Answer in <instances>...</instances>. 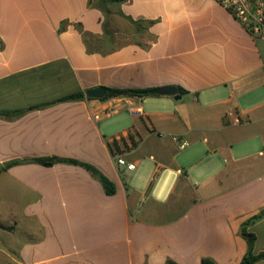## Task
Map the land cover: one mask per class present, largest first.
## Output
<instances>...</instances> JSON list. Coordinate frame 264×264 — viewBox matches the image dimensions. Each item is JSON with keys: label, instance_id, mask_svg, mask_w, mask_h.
<instances>
[{"label": "crops", "instance_id": "crops-1", "mask_svg": "<svg viewBox=\"0 0 264 264\" xmlns=\"http://www.w3.org/2000/svg\"><path fill=\"white\" fill-rule=\"evenodd\" d=\"M164 86L181 99L87 97L98 87ZM79 92L85 98L59 101ZM111 104L141 109L132 115L141 122L106 138V117L94 116ZM0 113V165L73 159L117 187L110 196L68 163L0 173L18 184L7 213L39 232L15 264H240L248 253L241 228L264 210V39L216 0H0ZM165 134L193 154L187 170L157 163L151 179L177 175L161 201L133 189L125 177L134 170L119 159L146 140L161 154ZM121 139L129 151L113 144ZM249 231L263 253L264 217Z\"/></svg>", "mask_w": 264, "mask_h": 264}, {"label": "rangeland", "instance_id": "rangeland-1", "mask_svg": "<svg viewBox=\"0 0 264 264\" xmlns=\"http://www.w3.org/2000/svg\"><path fill=\"white\" fill-rule=\"evenodd\" d=\"M149 100L154 99H148V103L150 102ZM148 109L147 106L145 110L146 113L149 111ZM152 111H155V113L158 114L159 112H165L166 110H160L159 108ZM132 115L133 114L129 111V107L124 106L120 109L118 114L105 118L101 122L105 137L110 138L121 135L124 127H133L136 122H141L140 118L133 119ZM164 138L166 141L164 142V145H162L164 146V150L161 152L163 155L154 151L150 147V142L147 140L142 142L134 151L124 155L126 161H139L137 169L131 171L125 177L132 188L139 194H145L148 190L149 193L154 192L155 194H158L157 196L160 199H162L161 201H164L163 199L168 195L169 185L177 178V175L169 169H165L163 174L158 173L155 178L151 179L157 167V163L160 162L165 165H170L173 169L179 167L187 170L188 161L193 154L189 145L185 150H180L179 143L173 141L172 136L165 134ZM116 142L121 143L124 147V152L129 151L130 147L125 144L123 139ZM136 142H138V140L135 139L133 144L135 145ZM151 156H153V159L155 160H153ZM197 184L201 185L200 182ZM17 185L18 184L15 183V180L8 176L0 178V194L2 195V199H0V221H8L6 226L0 225V264H15L14 258H16V252H18L20 246L29 243L30 239L39 233L30 229L31 224L26 216L17 215L16 219H14V215L7 213L13 211V207L10 206L8 202H14L10 193H12L14 186ZM15 204L18 209H21L23 206L20 204L19 199Z\"/></svg>", "mask_w": 264, "mask_h": 264}, {"label": "trees", "instance_id": "trees-1", "mask_svg": "<svg viewBox=\"0 0 264 264\" xmlns=\"http://www.w3.org/2000/svg\"><path fill=\"white\" fill-rule=\"evenodd\" d=\"M112 1L121 3L124 0H112ZM107 89H108V94L103 99H100L101 101H106L114 97H135V96L144 97L148 95L149 93V90L147 89H129V88H107ZM180 91L184 92L183 89H181ZM85 96H86L85 93L79 92V93L66 96L59 101L60 102L76 101V100L85 98ZM3 115H6V114L0 113V117ZM116 141L117 140H114L113 142L114 145H116L117 143ZM25 163H36V164H39L45 167H51L58 163H68L72 165L82 166L86 168L87 170H89L92 173V175L102 183L108 195L112 196V195H115L117 192V187L115 183L111 179H109L105 174H103L98 168L90 164L82 163L80 161L73 160V159H64V158H59V157H40V158H33L29 160H15V161L8 162L4 165H0V173L7 171L14 166L25 164ZM263 217H264V210H262L258 215L247 220L241 228V235L248 242V253L245 255L244 259L242 260L240 264H255L258 261L264 260V252L257 254V255L254 253L256 235L249 231V227L252 226L255 222L262 219ZM169 264H173V263L169 262ZM202 264H216V263L210 258H204L202 260Z\"/></svg>", "mask_w": 264, "mask_h": 264}, {"label": "built area", "instance_id": "built-area-1", "mask_svg": "<svg viewBox=\"0 0 264 264\" xmlns=\"http://www.w3.org/2000/svg\"><path fill=\"white\" fill-rule=\"evenodd\" d=\"M233 16L251 36L264 39V0H216ZM121 107L116 104L103 107L102 116H94L96 120L102 117H112L119 113ZM130 113L142 115L141 109L129 108ZM186 144L181 146L185 148ZM120 165H127L129 170H135L136 164H128L125 160L119 159Z\"/></svg>", "mask_w": 264, "mask_h": 264}, {"label": "water", "instance_id": "water-1", "mask_svg": "<svg viewBox=\"0 0 264 264\" xmlns=\"http://www.w3.org/2000/svg\"><path fill=\"white\" fill-rule=\"evenodd\" d=\"M108 94V89L105 87H98L87 92V97L91 99H103ZM150 95H172L176 100L181 99V95L178 94V90L172 86H164L149 90Z\"/></svg>", "mask_w": 264, "mask_h": 264}]
</instances>
